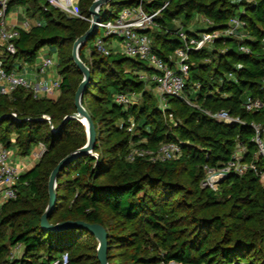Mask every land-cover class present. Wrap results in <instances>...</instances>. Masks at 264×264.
Here are the masks:
<instances>
[{"label": "trees", "instance_id": "trees-1", "mask_svg": "<svg viewBox=\"0 0 264 264\" xmlns=\"http://www.w3.org/2000/svg\"><path fill=\"white\" fill-rule=\"evenodd\" d=\"M42 1H11V8L23 4L28 17L39 19L44 25L30 33L21 32L16 42L17 53L8 67L12 69L19 62L32 64L43 47L55 44L61 55L58 66L61 92L57 97L34 100L32 91L20 88L11 97L0 98V145L16 148L20 156L31 155L33 146L40 143L46 146L38 164L22 175L18 198L1 209L0 228H10L11 233L0 232V264H50L63 253L70 254L69 264H82L83 256L78 255L84 247L82 241L97 239L81 229L55 234L41 228V216L49 205L48 183L54 167L70 152L84 147L88 137L77 120H70L52 132L47 121L37 119L48 115L52 126L57 128L65 117L76 113L74 99L82 80L76 87L71 70L83 74L74 63L72 51L67 52L62 45L73 47L90 28L88 21L66 17L58 10L44 12ZM94 1H80L82 14L88 18ZM137 2L116 0L111 4L122 7ZM156 3L163 5L162 0ZM241 4L245 12L238 15L240 4L233 0H172L159 18L158 27L148 32L154 51L166 62L184 45L171 33L174 31L166 28L182 14L186 20H192L197 14L204 15L214 23L209 30L225 29L233 18L239 17L246 23L242 31L249 36L248 39L217 40L212 50L205 47L191 52L190 62L196 66L190 65L187 91L190 84L200 88L194 95L188 91L192 104L168 97L166 116L159 108L157 96L139 78V72L153 71L146 63L118 52L99 55L92 48L91 60L86 48L93 40L80 51L81 60L93 73L83 103L95 121L98 140L93 153L98 158L88 155L64 169L57 183V209L50 220L53 224L83 220L109 229L105 210L109 218L122 220L128 229L124 237L136 251L123 262H114L109 251L113 237L108 233L109 264H159L172 260L182 264H264V185L260 177L253 171L241 177L231 175L223 181L219 192L201 187L205 165L223 166L231 160L239 143L248 148L246 160L252 162L257 153L252 141L255 134L252 124L264 126V0H242ZM107 16L108 12L102 11L101 18ZM242 46L250 48L251 53L242 52ZM214 76L219 81L215 82ZM135 92L141 94V103L126 107L114 102L118 93ZM97 93L98 96L93 95ZM91 96L97 99L100 110L91 107ZM250 100L259 101L262 108L248 111ZM219 111L239 117L244 124L228 125L206 113ZM12 113L19 122L13 119ZM131 119L136 122L134 134L127 130ZM11 134L17 135L16 141ZM143 139L148 143L140 146L149 149L164 142L179 141L184 155L166 163L143 159L130 162L127 154L131 141ZM123 157L128 169L116 177L114 172L121 169ZM255 162L264 169L262 159ZM187 174L193 187L187 191L196 200L198 213L203 214L189 215V225H193L191 233L181 227L182 218L168 198L172 191L182 188ZM62 190L68 192V197L73 196L70 207L62 206ZM228 204L231 210L227 215H215V210ZM10 205L15 209L8 212ZM221 232V238L217 239ZM148 235L155 238L153 254L143 248ZM19 245L22 257L11 260V249ZM96 259L99 264L97 256Z\"/></svg>", "mask_w": 264, "mask_h": 264}, {"label": "built area", "instance_id": "built-area-1", "mask_svg": "<svg viewBox=\"0 0 264 264\" xmlns=\"http://www.w3.org/2000/svg\"><path fill=\"white\" fill-rule=\"evenodd\" d=\"M12 0H0V98L11 97L20 88L30 90L33 92V98H53L60 95L62 78L59 74L57 79H53L50 85L42 79L39 84H35L26 75L17 70V66L23 65V62L16 63L10 69V60L16 55V42L20 37L21 32L30 33L35 27H42L44 22L39 19H31L27 12L24 18L13 20V12L10 7ZM43 11L49 12L51 9L62 12L66 17L75 18L79 20L91 21L81 11V0H44ZM172 0H162L163 5H157V0H138V4L128 6L124 10L117 12L113 20L100 19L98 24L99 32L105 29L106 38L96 41L93 51L99 55L109 56L114 53L112 43L109 42L112 38H119L121 41L118 53L123 54L132 59H138L148 65L150 69L156 72V75L149 76L148 72L142 71L139 73L140 80L155 85L157 100L159 101V108L163 115L166 116L169 107L168 97H176L186 101L185 93L188 87V79L190 77L192 63L190 62L191 52H199L205 47L213 46L217 40L232 39V37L244 39L241 31L246 27V23L239 17L232 19L230 25L225 29L209 30L214 26L213 21L207 19L206 30H201L193 34H189L183 29L174 31L183 42L182 48L170 56L169 61L163 60L153 49V39L148 35V32L158 27V20L163 15ZM103 7L100 9L102 14ZM98 32V34H99ZM97 39V37H96ZM95 39V40H96ZM240 50L246 54L251 53V49L245 46L240 47ZM42 63L35 65L34 79L42 75H47V70L55 65L53 59L42 57ZM25 64V63H24ZM50 78L52 79L53 76ZM200 88V85L197 86ZM141 94L135 93H118L114 97V102L118 105L126 107L138 104ZM192 104V103H190ZM262 108L259 101L250 100L247 105V110H258ZM208 116L215 120H219L228 125L234 123L244 122L236 116L229 115L226 111H219L218 113L206 112ZM11 116L17 122L20 121L15 113ZM169 117L173 119L172 114ZM50 124L51 131H54L49 116L42 117ZM29 121L30 119H25ZM255 132L252 141L255 143L257 153L252 162L246 160L248 148L242 144H237L235 153L231 160L219 168H213L205 165V176L202 181V188L219 192L221 184L229 176H244L249 172H254L261 180H264V169H260L255 162L256 159H262L264 162V126L261 124H252ZM136 129V122L134 119L129 121L128 132L134 134ZM147 144L148 141L143 139L140 142L131 141L130 150L132 152L128 155L130 162H135L137 159H143L150 163H166L173 160H178L183 157L184 150H182L181 143L178 141H169L161 143L158 147L149 149L141 147V144ZM46 151V146L40 143L36 152L33 153L32 161L28 163L35 164ZM98 158V154L93 153ZM10 149L0 145V210L9 201L16 200L19 194V183L22 175L26 172L24 169L13 164L11 160ZM22 251V246H16L15 252ZM70 254L63 253L57 259H53L50 264H69ZM159 264H182L176 260L170 262L161 261Z\"/></svg>", "mask_w": 264, "mask_h": 264}, {"label": "rangeland", "instance_id": "rangeland-1", "mask_svg": "<svg viewBox=\"0 0 264 264\" xmlns=\"http://www.w3.org/2000/svg\"><path fill=\"white\" fill-rule=\"evenodd\" d=\"M235 3L240 4V6H237V13L238 15L244 14L245 10L243 8V4H241L242 0H233ZM42 3L45 4V1L43 0ZM126 7L128 6H115L111 3H109L108 5L103 6V12H108V16L106 18V20H113V17L116 16L117 12H120L122 10H124ZM26 11L27 8L26 6H24L23 4H17L14 5L11 12H13V20H16L18 18H24L26 15ZM207 19L204 15L202 14H197L193 17L192 20H186L182 14V16H180L178 19H174L173 22L168 25L166 28L167 29H171L172 31H177L179 29H183L185 31H190L192 33L195 32H199L201 30H205L208 28L207 26ZM91 25V22L88 21ZM173 33V32H171ZM242 35H245L244 39H248L249 36L247 33H245L244 31H241ZM106 31L105 29H101L99 34H97V39L93 40L91 42V44L86 48V53L89 55L90 59L92 60V53H91V48L94 47V44L96 41H99L100 39H105L106 38ZM156 38V36L154 37V39ZM110 43H112V48L114 50V53L120 52L119 51V47L121 44L120 39L117 38H112L111 40H109ZM154 43L156 44V41H154ZM64 47V50H66L67 52H71L72 51V46L70 44L68 45H62ZM210 50H212V47L209 48ZM38 57L35 60L34 63L30 64V63H23V65L21 66L20 69V64L17 66V70L22 72L24 75H26L30 80L34 81L35 84H39L40 80H44L46 82L47 85H50V83L52 82L53 79H57L59 76V71H58V66L61 64V55H59L58 52V46L55 44H51V45H46L45 47H43L39 52H38ZM42 57H48L53 59L55 65L52 66V68L47 70V75H42L39 78H35L34 79V68L35 65H40L42 63L41 59ZM195 62H192V66H196ZM128 65H125V68L128 69L127 67ZM71 76L73 79V82L75 84V86L77 87V85L80 83L81 80H83V75H81L79 72H76L73 70H71ZM140 73V72H139ZM149 76H155L156 72L155 71H151L148 73ZM50 76L53 78L51 79ZM214 81L217 82L219 81V79L214 76ZM147 90L151 93H154L155 95L156 92L154 91V87L153 85H151L150 83L147 84ZM197 90L196 86H193L192 84H190L188 91H190L193 95L195 94V91ZM186 91L185 96H186V100H189L190 103H193L192 100H190V97L188 98V94L189 92ZM99 93L97 94H93L94 96H98ZM44 97V94L42 93L41 98ZM141 101V98L138 100L139 103ZM90 103L91 107L97 110H100V105L97 103V99H95V97L91 96L90 97ZM44 116V115H43ZM42 116V117H43ZM48 116V115H45ZM13 130V129H12ZM75 130H73L74 132ZM12 132V131H10ZM72 132V131H71ZM10 137L12 139H14L15 141L17 140V135L16 134H11ZM38 146H33L32 148V152L31 155L29 156H20L17 154V149L16 148H12L10 149V153L12 155L11 160L14 164L15 160H20L21 158L24 159L27 162H31L32 161V156L33 153L36 152ZM108 148V146H107ZM132 150V149H131ZM130 150V147L128 148V154H127V160H128V155L130 152H132ZM43 157V156H42ZM41 157V158H42ZM116 157V156H115ZM39 158L38 161H36L38 164L39 160L41 159ZM122 161V165H121V169L119 171L114 172V174L116 175V177H121L123 175V173H125L128 168L126 165L127 161L126 159L123 157V159L121 158ZM36 164L34 165V167L36 166ZM31 169V168H30ZM190 178L187 174V177L183 179L182 181V188H180L178 191H172L169 195V200L172 201V205L178 210L179 216L182 218V223L184 227V229H186L188 231V233H191L190 230L193 227V225H189L190 223V216L192 213L194 215L197 216H203L202 213H198L197 210V206H196V200L191 198V193H189L187 190L188 188L192 189V185L190 183ZM263 181V185H264V180ZM202 187V184H201ZM159 192L161 190V188L158 189ZM62 194V206L64 207H70L72 205V197H68V192L62 190L61 191ZM224 201H227V198H223ZM48 207V206H47ZM46 207V209H47ZM15 209V207L13 205H10L8 208V212L9 211H13ZM45 209V210H46ZM231 210V204H228L227 206H223L218 210H215L214 213L215 215H227ZM1 212V210H0ZM104 215H107V221L109 224V229H107L108 233L112 235V241L110 243V253L113 257V261L114 262H123V260L128 259V257L130 256V254L135 253V247L132 246L129 243V240L127 238H125L124 236L126 235L127 232V227L124 224V222L122 220H120L117 217L112 216L111 218H109L110 214L107 210H105ZM110 219V220H109ZM262 223L264 224V219H262ZM0 232H5V234L9 235L11 233L10 228H0ZM223 232L218 233L216 238L220 239L222 236ZM264 237V233L262 234ZM145 243L143 248L149 253V254H153L154 253V249H155V238L152 235H148L145 236ZM84 243V247L83 250L81 252L78 253V255L82 254V258H83V262L82 264H98L96 256L98 254L97 248L99 246V241L98 239L93 240L91 238L89 239H84L82 241ZM264 247V245H263ZM96 249V251H95ZM23 253L22 251L19 252H15V247H13L11 249V256L10 259L14 260V259H20L22 257Z\"/></svg>", "mask_w": 264, "mask_h": 264}, {"label": "water", "instance_id": "water-1", "mask_svg": "<svg viewBox=\"0 0 264 264\" xmlns=\"http://www.w3.org/2000/svg\"><path fill=\"white\" fill-rule=\"evenodd\" d=\"M116 0H95L90 8V16H91V25L90 28L79 37V39L74 43L72 48L73 60L78 68V70L83 74V80L78 86V90L75 94L74 104L76 107V113L70 114V116L65 117L60 126L57 128L54 127L55 130H59L63 125L68 123L70 120H77L83 125V120H87L88 126L85 128L86 136L88 137L87 144L73 152H70L68 156L63 158L53 169V172L50 176L48 187H49V205L46 211L41 216V228L45 232L50 233H62L68 230L73 229H81L94 235L98 241L99 246L97 248L98 254L97 258L99 264H109V234L106 228H104L101 224L97 223H88L83 220H69L63 221L56 224H53L50 218L54 215L57 209V201H58V180L61 174L65 171L71 163L77 161L82 157H87L88 155H93L95 150L98 136L96 132L95 121L90 116L87 108H85L83 99L86 91L88 90V86L92 81V70L81 60L80 51L82 48L91 40H94L99 32L98 24L100 23L101 15L100 9L108 5L111 2ZM39 121H45L43 118H38ZM36 120V121H37ZM84 126V125H83ZM85 127V126H84Z\"/></svg>", "mask_w": 264, "mask_h": 264}, {"label": "crops", "instance_id": "crops-1", "mask_svg": "<svg viewBox=\"0 0 264 264\" xmlns=\"http://www.w3.org/2000/svg\"><path fill=\"white\" fill-rule=\"evenodd\" d=\"M37 162H35L36 164ZM14 164L22 169H24L25 171L30 170V168H33L35 164L33 163H28L27 161H25L24 159H20V160H15Z\"/></svg>", "mask_w": 264, "mask_h": 264}, {"label": "bare ground", "instance_id": "bare-ground-1", "mask_svg": "<svg viewBox=\"0 0 264 264\" xmlns=\"http://www.w3.org/2000/svg\"><path fill=\"white\" fill-rule=\"evenodd\" d=\"M83 125L85 126V127L83 126L84 128L88 126L87 120H83Z\"/></svg>", "mask_w": 264, "mask_h": 264}]
</instances>
